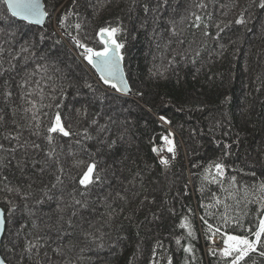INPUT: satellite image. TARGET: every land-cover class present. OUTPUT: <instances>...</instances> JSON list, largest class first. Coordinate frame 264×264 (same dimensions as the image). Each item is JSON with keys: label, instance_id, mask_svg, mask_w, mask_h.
Wrapping results in <instances>:
<instances>
[{"label": "trees", "instance_id": "obj_1", "mask_svg": "<svg viewBox=\"0 0 264 264\" xmlns=\"http://www.w3.org/2000/svg\"><path fill=\"white\" fill-rule=\"evenodd\" d=\"M45 2L49 18L39 28L12 18L0 0V207L7 213L6 264H168L169 259L227 264L219 252L207 257L205 245L221 233L213 235L204 221L240 236H250L247 229L258 222V205H245L244 188L253 199L260 194L252 190L264 184V28L247 48L260 0ZM199 3L207 7H196ZM193 12L209 23V37L188 26ZM55 15L62 38L53 27ZM240 17L243 25L235 23ZM105 27L121 29L117 39L125 45L121 53L131 96L145 106L105 89L75 46L74 38L102 50L97 34ZM235 29L236 39L226 42L227 31ZM38 65L41 70L32 79L43 77L41 82L52 88L45 87L43 100L25 99L34 85L21 84ZM91 92L111 103L106 110H119L126 102L128 118L120 124L101 114ZM28 100H36L38 108L47 105L39 121L25 111L31 107ZM84 108L87 118L76 111ZM57 111L73 135L52 134L50 143L47 128ZM160 116L178 138L177 157L167 167L159 155L165 151L163 138L170 135ZM17 135L19 140L11 138ZM92 163L99 179L85 188L79 180ZM214 163L226 167L218 178L222 183L212 182ZM232 176L240 204L229 195ZM238 219L242 226L233 222ZM182 224L190 225L194 235ZM29 242L36 245L31 251ZM188 245L191 254L184 251ZM246 259L264 264L258 253Z\"/></svg>", "mask_w": 264, "mask_h": 264}, {"label": "snow or ice", "instance_id": "obj_2", "mask_svg": "<svg viewBox=\"0 0 264 264\" xmlns=\"http://www.w3.org/2000/svg\"><path fill=\"white\" fill-rule=\"evenodd\" d=\"M166 4L167 0H163ZM6 3L7 8L11 11V15L13 17H18L23 21L28 22L29 24H42L44 22L45 17L48 15L47 11L42 7L40 0H4ZM196 7L200 9H204L207 5L203 3H199ZM259 7L264 9V0H260ZM144 11L147 13L149 8L147 5L144 6ZM191 16L194 19L189 23L190 28L200 29L205 37H209L211 35L210 32L207 31L208 27L210 26L208 22H206L205 18L201 15L197 14L196 12L191 13ZM208 21H211V15L209 14L207 17ZM63 23V22H62ZM236 24L243 25L245 20L243 17L238 18L235 21ZM227 26V25H226ZM77 29H80V24L75 26ZM215 27L219 31H223L220 24H216ZM121 32L119 27H105L101 28L98 32V37L100 42L104 45L102 50H96L93 47H89L88 45L82 43L80 40L75 39L73 40L76 47L82 49L80 55L84 57L88 65H90L98 74L99 80L102 83L111 89L115 90L116 93H119L123 96H128L132 94V88L128 83V80L125 76L124 69L122 67V63L124 61V56L121 53V50L125 47L124 43L120 42L117 39L118 34ZM173 34L176 33V28H172ZM219 37H217L218 39ZM2 51L0 50V55H2ZM21 51H28V49H22ZM19 56L13 57V59H18ZM42 66H37L36 72L28 74V78H26L22 84V88H27L29 86L34 85L32 91H28L25 94V99L31 96H39L41 100H43L45 92V87L52 88L51 85H45L41 82V80H34L32 77L36 76L37 73L41 70ZM11 68H15V65H11ZM46 70V69H45ZM0 75H3V72H0ZM90 90L95 91L91 84L86 85ZM55 90L54 88L52 89ZM7 96H11V92L6 93ZM142 95V94H141ZM63 90L61 89V98H63ZM28 103L31 107L25 109L26 112L32 113V120L39 121V113L43 107H47V105H41L40 108L37 107L36 100H28ZM57 108L60 105H56ZM79 115H82L84 118H87V109L84 108L83 110L77 109L76 110ZM3 117H0L2 120ZM161 120H164L166 123L169 121L166 120L165 117H161ZM93 124H96L97 121L93 119ZM38 127V123L35 125ZM103 125L101 126V130H103ZM47 132L49 135L47 136V140L51 143L53 136L52 134H60L64 137H68L73 135L68 129H66L65 124L62 119V115L59 111H57L52 119L50 126L47 128ZM36 134V133H34ZM84 137L86 139H90L91 137L88 136L87 131L84 132ZM12 139L19 140V135L15 137H11ZM165 143L170 145L168 147V151L173 153L174 155V145L172 141L168 137L163 138ZM115 143V142H113ZM35 147H39V145H35ZM3 150V145H0V151ZM153 152L159 154V150L156 148L152 149ZM49 156L52 154L49 153ZM161 163L164 164L166 167L168 166L169 161L167 159H162ZM0 164H2V160H0ZM212 168L215 170V174L212 178V182L214 183H222L221 179L225 175L226 167L223 163H214L209 168V173H211ZM96 169L95 163L90 164L87 167L86 172L83 174L82 178L79 180V184L87 188L90 185H93L99 178L98 176H94V172ZM62 171V169H61ZM231 180V188L233 189L232 192H229L231 198L236 202V204H240V199L236 196V193L240 191L239 187L236 184V177H230ZM59 176L57 177V183H60ZM55 186V185H54ZM13 189L9 188L8 191H12ZM228 191V189H225ZM253 194L258 192L260 195L255 196L253 199H249L250 191L247 187L244 188V203L245 205L249 203H255L258 205V216H257V224L255 229L248 228L247 231L250 233V236H240L234 234H228L226 232L222 233L220 227H214L212 224H209L207 220H205V224L207 225L208 230L213 232V235L216 233H221L223 236V247L219 250V254L227 259V264H248V259L250 258L251 254L258 253L261 257H264V184L258 186L257 189L252 190ZM51 197H49L50 199ZM77 204L81 202L79 200L76 201ZM217 203H220V200L217 199ZM86 207V205H84ZM225 209L228 208V205H224ZM247 213L245 212V215ZM243 219V216L240 217ZM240 219L233 221L238 226L240 225ZM225 223L229 221V217H224ZM5 225V216L4 212L0 210V232L4 231ZM182 228L188 229V235L191 237L193 236V232L191 230L190 225L182 224ZM91 235V234H89ZM94 239V237H93ZM177 245H181V240H176ZM33 247H36L35 244L29 242L28 251H31ZM184 251L191 254L193 252L192 246L188 245L184 247ZM215 256L217 253L214 251L211 253ZM0 264H6L3 259H0ZM168 264H173L172 260H168ZM254 264V261H253Z\"/></svg>", "mask_w": 264, "mask_h": 264}, {"label": "rangeland", "instance_id": "obj_3", "mask_svg": "<svg viewBox=\"0 0 264 264\" xmlns=\"http://www.w3.org/2000/svg\"><path fill=\"white\" fill-rule=\"evenodd\" d=\"M224 2H229V0H223ZM45 4H46V2H45ZM6 8V7H5ZM46 8H47V5H46ZM7 10V9H6ZM258 10H259V12H258V14H257V19L255 20V23H254V28L253 29H251V30H249V41H248V43H247V48H249L250 47V45H252V43L251 42H253V41H255V40H257L256 38L258 37V35H259V30H261V29H263L264 28V9H261L260 7H258ZM58 12H60V10L58 11ZM57 12V13H58ZM56 13V14H57ZM56 24H57V17H56V15H55V19H54V22H53V27H54V29H56L58 32H59V30L57 29V26H56ZM237 31H239L238 29H235V30H229V31H227V33H226V38H225V41L226 42H228V41H230V40H235L236 39V37H237V35H238V32ZM60 33V32H59ZM61 34V33H60ZM61 36V38H62V34L60 35ZM65 42V45L67 46V47H71V45H69L66 41H64ZM72 48V47H71ZM62 49H64V47H59V49H58V51L57 52H61L62 53ZM71 50V49H70ZM130 51V50H129ZM71 52V54H73V52L72 51H70ZM133 51H130V54L132 53ZM246 52H247V49H246ZM128 53V52H127ZM62 61H64V63L66 64L67 62L65 61V59H60V62L62 63L61 65H63V66H65V64L62 62ZM84 64V63H83ZM66 66H69V64L67 63L66 64ZM88 67V66H87ZM88 70H89V72H92L91 71V69L88 67ZM244 70V71H243ZM241 71H242V73H246V71H245V69H244V65H243V69H241ZM134 86H135V84H134ZM103 87L105 88V89H107L110 93H114V94H118V93H116L115 92V90H112V89H110V88H107L106 86H104L103 85ZM134 89H135V87H134ZM97 94V92H91L90 93V97L91 98H95V100L96 101H98V103H99V105H100V107L99 108H101V114L102 113H104V115L105 116H108L109 118H111L112 119V117L113 118H115V121L116 122H120V124H122L127 118H128V115H127V107H126V102H124V104H122V106H120L119 107V110L118 109H114L113 111H111L112 109H109V110H106L105 109V107H108V106H110V104L111 103H109L108 102V100H103L100 96H98V95H96ZM120 95V94H119ZM126 98V97H125ZM129 99H131L132 101H133V103H135V104H137V105H139V106H142L143 104H142V102L141 101H138V100H135V98L133 97V96H130V98ZM126 100V99H125ZM95 102V101H94ZM143 106H145V105H143ZM103 108V109H102ZM135 109H137L136 107H134ZM146 109H148L147 108V106H146ZM149 110V109H148ZM150 111V110H149ZM151 112V111H150ZM160 117H162V116H160ZM160 117H158V119L160 118ZM159 121H162L165 125H168V123H166L164 120H161V118L159 119ZM127 131H128V129H127ZM170 131V140L172 141V143H174V159L177 157V150H176V147H175V142L177 143V141H176V139H178L177 138V134H176V132L173 130V129H171V130H169ZM165 143V142H164ZM169 145L168 144H166L165 143V149L168 147ZM170 156H171V154H168V152H167V150L164 152H161L160 153V155H159V161L161 162V160H162V158L163 157H165V158H170ZM164 159V158H163ZM173 159V160H174ZM172 160V161H173ZM49 211H46L45 213H41V214H44V215H47V214H49L48 213ZM216 253L218 252V251H215Z\"/></svg>", "mask_w": 264, "mask_h": 264}, {"label": "water", "instance_id": "obj_4", "mask_svg": "<svg viewBox=\"0 0 264 264\" xmlns=\"http://www.w3.org/2000/svg\"><path fill=\"white\" fill-rule=\"evenodd\" d=\"M3 2H4V0H2ZM40 2H41V5H42V7L47 11V8H46V4H45V0H40ZM5 5H6V3H5ZM6 8H7V5H6ZM7 10L10 12V15H11V11L7 8ZM47 13H48V11H47ZM12 16V15H11ZM13 17V16H12ZM14 19H16L17 21H19V22H22V23H25V24H27V25H29V26H33V27H39V28H43V27H45L46 26V24H47V21H48V18H49V13H48V15L45 17V19H44V22L42 23V24H29L28 22H26V21H23V20H21L20 18H18V17H13ZM122 67H123V69H124V72H125V76H126V78H127V80H128V83H129V85L131 86V84H130V82H129V79H128V76H127V73H126V69H125V63H124V61H123V63H122ZM96 72V71H95ZM96 74L99 76V74L96 72ZM132 88V87H131ZM132 93H133V90H132ZM119 94V93H118ZM132 95V94H131ZM131 95H128V96H123V95H121L120 94V96H123V97H126V98H130V96ZM0 210H2L3 212H4V216H5V225H4V231L3 232H0V259H3L4 261H5V259L3 258V255H2V245H3V242H4V237H5V234H6V229H7V216H6V212H5V210L2 208V207H0Z\"/></svg>", "mask_w": 264, "mask_h": 264}, {"label": "built area", "instance_id": "obj_5", "mask_svg": "<svg viewBox=\"0 0 264 264\" xmlns=\"http://www.w3.org/2000/svg\"><path fill=\"white\" fill-rule=\"evenodd\" d=\"M168 154H171V153L168 152ZM174 155L172 153L170 158H165V157H163V158L167 159L169 161V163H170L174 159ZM222 247H223V237H213V238H211V244L205 246L204 250H205V253L207 255L209 254L210 256L213 257V255L211 253L214 252V251H219Z\"/></svg>", "mask_w": 264, "mask_h": 264}, {"label": "bare ground", "instance_id": "obj_6", "mask_svg": "<svg viewBox=\"0 0 264 264\" xmlns=\"http://www.w3.org/2000/svg\"><path fill=\"white\" fill-rule=\"evenodd\" d=\"M61 15V14H60ZM171 153V152H170ZM172 154V153H171ZM190 173V172H189Z\"/></svg>", "mask_w": 264, "mask_h": 264}, {"label": "flooded vegetation", "instance_id": "obj_7", "mask_svg": "<svg viewBox=\"0 0 264 264\" xmlns=\"http://www.w3.org/2000/svg\"><path fill=\"white\" fill-rule=\"evenodd\" d=\"M6 216H7V213H6Z\"/></svg>", "mask_w": 264, "mask_h": 264}]
</instances>
